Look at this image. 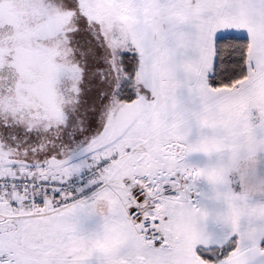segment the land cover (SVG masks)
I'll list each match as a JSON object with an SVG mask.
<instances>
[{
    "label": "snow or ice",
    "instance_id": "obj_1",
    "mask_svg": "<svg viewBox=\"0 0 264 264\" xmlns=\"http://www.w3.org/2000/svg\"><path fill=\"white\" fill-rule=\"evenodd\" d=\"M139 3L0 0V153L13 161L11 174H0V207L5 202L16 210L66 205L72 212L82 197L107 188L150 242L152 264H177L174 249L180 241H170L157 227L160 201L147 191L156 184L127 174L149 162L147 147L133 140L130 127L148 109L174 99L183 82L195 80L214 108L264 90V0H154L157 23L129 35L112 20V10ZM226 42L232 43L222 48ZM52 48L72 75H55L58 95L67 97L62 123L42 128L32 123L41 112L40 89L30 94L27 86L44 74L25 53ZM54 63H61L60 56ZM159 85L165 86L163 94ZM197 122L208 120L200 116ZM166 147L176 155V145ZM51 159L78 171L67 180L51 179L45 170ZM116 176L119 182L113 183ZM172 179L161 184L162 195L174 193ZM16 228L0 212V244ZM78 228L88 231L87 221L78 222ZM192 252L197 264H264V235L246 239L234 232L197 243ZM0 264H12L2 249Z\"/></svg>",
    "mask_w": 264,
    "mask_h": 264
},
{
    "label": "rangeland",
    "instance_id": "obj_2",
    "mask_svg": "<svg viewBox=\"0 0 264 264\" xmlns=\"http://www.w3.org/2000/svg\"><path fill=\"white\" fill-rule=\"evenodd\" d=\"M158 15L154 0H140L127 10L113 8L111 18L131 35L137 28L153 27ZM164 87L158 86L161 94ZM253 96L249 103L238 99V104L214 108L197 82H183L174 99L148 109L130 127L133 140L139 139L147 147L149 162L127 174L146 176L156 184L148 192L160 201L156 214L162 230L170 241L179 239L176 249L187 251V256H194L197 243L223 237L219 233L228 230V234L241 233L246 239L264 235V110ZM200 116L208 123L199 124ZM169 144L176 145V155L168 151ZM190 146L196 150H189ZM50 162L45 167L49 176L67 178L78 171L61 160ZM7 168H0V174ZM168 177L173 178L170 183L175 191L162 195L158 189L169 183ZM226 210L233 212L234 226L217 219ZM6 211L0 210L17 228L0 249L5 260L11 257L12 264H116L121 242L136 241L122 202L110 189L94 202L50 218L22 219L25 208ZM247 212L253 215L249 229L239 223ZM85 220L88 231L82 233L78 222ZM109 243L110 251L103 250Z\"/></svg>",
    "mask_w": 264,
    "mask_h": 264
},
{
    "label": "flooded vegetation",
    "instance_id": "obj_3",
    "mask_svg": "<svg viewBox=\"0 0 264 264\" xmlns=\"http://www.w3.org/2000/svg\"><path fill=\"white\" fill-rule=\"evenodd\" d=\"M26 56L31 58L32 67L44 74L42 81L35 82L29 88L30 94H36L37 88L40 89L38 93V100L41 106L39 119L32 123L39 124L42 128L47 125H58L62 123L64 118L63 109L67 97H60L55 86V75L57 72L62 74L65 78H71L72 69L64 61L61 53H57L55 48L50 50H40L38 52H27ZM60 56L61 63L55 64L54 57ZM50 161L57 162L56 159ZM13 161L8 158L7 153H0V165L9 164ZM48 163L46 165H48Z\"/></svg>",
    "mask_w": 264,
    "mask_h": 264
},
{
    "label": "crops",
    "instance_id": "obj_4",
    "mask_svg": "<svg viewBox=\"0 0 264 264\" xmlns=\"http://www.w3.org/2000/svg\"><path fill=\"white\" fill-rule=\"evenodd\" d=\"M207 41H208V55L210 57V54H211L210 35L207 37ZM178 79L183 81L184 77L181 75V76L178 77ZM190 83H196V81L192 80ZM251 94L253 96V93H251ZM251 94L247 98L242 99L241 103H244V102L245 103H249L251 101V98H252ZM253 97L256 98V100L258 101V103L260 104V106L264 110V90H258L256 92H254V96ZM233 103L234 104H238L236 102V100ZM234 104L232 106L233 108L236 107V106H234ZM11 164L12 163L0 165V168H2V167L3 168H7L8 166H6V165L10 166ZM9 169L7 168V172H5L3 174H8V175L11 174ZM243 169H245V168H243ZM71 173L72 172H70L69 174H71ZM118 182H119V179H114L113 180V183H118ZM155 192H156V190H154V193ZM226 195H229V193L227 192ZM225 199L228 201L227 197ZM123 204L124 203H122V208H124V210H125V206H124L125 204L124 205ZM6 208H8V211H6ZM25 209L27 210V212L24 215L28 216L30 214L29 213L30 211L28 210L29 208H25ZM0 210L1 211H6L7 213L11 212V208L8 207L7 202H5L2 207H0ZM13 210H16V209H13ZM26 216H24L25 218L23 217L22 219H26V218L34 219V218H31V217H26ZM252 216H253L252 213H250V212L248 213L247 212L246 215L244 214L243 221L239 222V223L245 225L246 229H249L252 226L251 225V217ZM15 218H17V217H15ZM261 218H262V216H261ZM217 219H220V220H222L224 222H226L228 220V222L232 226H234V223H235L234 214H233L232 211L229 212V210H226L225 213L220 214ZM262 221H264V220H262ZM228 222H226V223H228ZM255 222H256V220H255ZM128 225L131 228L134 229L133 231L135 232V236H133L132 239L136 240V241H124V242H121V245H122V247L120 249L121 253H118L117 255H115V257L116 256L118 257L117 260H119V261H116V264H152L153 249L151 248L150 242H148V243L147 242H145V243L140 242L139 238L136 235L135 228L129 223H128ZM257 225H259V224H257ZM44 230L48 231L49 227L47 225H44ZM225 232H226V234L225 233L221 234L222 233L221 232V233H219V235L225 236V235H227L229 233V230L225 231ZM67 240H68V238H67ZM8 241H9V239H8ZM109 247H110V243H109V245L103 246L102 249L110 251ZM174 260L177 262V264H197V262H196V260H195L193 255L189 254L187 256V251H184V250H181V249H179V250L174 249Z\"/></svg>",
    "mask_w": 264,
    "mask_h": 264
},
{
    "label": "built area",
    "instance_id": "obj_5",
    "mask_svg": "<svg viewBox=\"0 0 264 264\" xmlns=\"http://www.w3.org/2000/svg\"><path fill=\"white\" fill-rule=\"evenodd\" d=\"M3 175H8V174H3ZM70 175H72V174H70ZM68 177L67 178H63V179L67 180ZM49 178L54 179V180H60V178H56L54 176H49ZM106 189L107 188H105V189H99V190H97V192L95 194H88L87 196L82 197L81 198V201L82 202H77L76 207L79 206V205H81V204H84V203H89V202L91 203V202L96 201L97 198H98V196L103 191H105ZM66 209H67V206L66 205H62L60 208H54L50 204H45L44 207L31 206V207H29V210H30L29 213L30 214L28 216H26V217H31V218H34V219L50 218V217H54V216H57V215H61V214L65 213V212H67ZM125 211H126V207H125ZM126 217H127V220L129 222V224H131L135 228L136 235L139 238L140 242H142V243L148 242V241L145 240L144 236L139 232L138 226L135 224V221L132 219V217L127 216V212H126ZM157 227L161 231H163L162 230V227H161V224L158 225Z\"/></svg>",
    "mask_w": 264,
    "mask_h": 264
},
{
    "label": "trees",
    "instance_id": "obj_6",
    "mask_svg": "<svg viewBox=\"0 0 264 264\" xmlns=\"http://www.w3.org/2000/svg\"><path fill=\"white\" fill-rule=\"evenodd\" d=\"M232 42H226V44L225 45H222L221 47L223 48V47H226L227 45H229V44H231ZM71 174H73V172L71 173ZM61 178H65L64 176H62ZM60 178V179H61ZM29 208V207H28ZM30 211V210H29Z\"/></svg>",
    "mask_w": 264,
    "mask_h": 264
}]
</instances>
